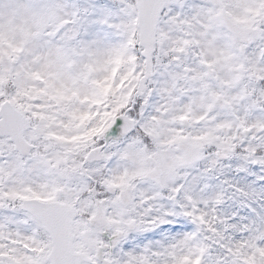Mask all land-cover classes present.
<instances>
[{
    "label": "snow or ice",
    "instance_id": "snow-or-ice-1",
    "mask_svg": "<svg viewBox=\"0 0 264 264\" xmlns=\"http://www.w3.org/2000/svg\"><path fill=\"white\" fill-rule=\"evenodd\" d=\"M0 264H264V0H0Z\"/></svg>",
    "mask_w": 264,
    "mask_h": 264
}]
</instances>
